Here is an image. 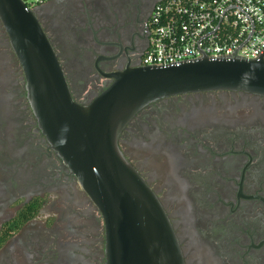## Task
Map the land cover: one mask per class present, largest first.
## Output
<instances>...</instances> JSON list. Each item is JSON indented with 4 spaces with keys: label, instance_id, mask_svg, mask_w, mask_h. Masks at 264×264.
Here are the masks:
<instances>
[{
    "label": "flooded vegetation",
    "instance_id": "af4514ba",
    "mask_svg": "<svg viewBox=\"0 0 264 264\" xmlns=\"http://www.w3.org/2000/svg\"><path fill=\"white\" fill-rule=\"evenodd\" d=\"M160 0H50L34 10L74 102L141 66ZM161 204L184 264H264V98L179 95L118 139ZM33 215V216H31ZM0 264H106L100 213L50 149L0 21Z\"/></svg>",
    "mask_w": 264,
    "mask_h": 264
},
{
    "label": "water",
    "instance_id": "95a60500",
    "mask_svg": "<svg viewBox=\"0 0 264 264\" xmlns=\"http://www.w3.org/2000/svg\"><path fill=\"white\" fill-rule=\"evenodd\" d=\"M0 21L38 128L101 215L106 264H184L161 204L121 153L119 136L143 108L169 97L234 92L264 98V60L203 57L126 69L110 75L112 84L83 106L73 101L34 11L21 0H0Z\"/></svg>",
    "mask_w": 264,
    "mask_h": 264
},
{
    "label": "built area",
    "instance_id": "2783aa9c",
    "mask_svg": "<svg viewBox=\"0 0 264 264\" xmlns=\"http://www.w3.org/2000/svg\"><path fill=\"white\" fill-rule=\"evenodd\" d=\"M50 0H21L34 11ZM142 67L203 57L264 60V0H160L147 29Z\"/></svg>",
    "mask_w": 264,
    "mask_h": 264
},
{
    "label": "trees",
    "instance_id": "16d2710c",
    "mask_svg": "<svg viewBox=\"0 0 264 264\" xmlns=\"http://www.w3.org/2000/svg\"><path fill=\"white\" fill-rule=\"evenodd\" d=\"M31 216H33V215H31Z\"/></svg>",
    "mask_w": 264,
    "mask_h": 264
}]
</instances>
